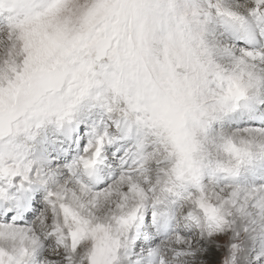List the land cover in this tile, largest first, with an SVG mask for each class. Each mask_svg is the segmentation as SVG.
Returning <instances> with one entry per match:
<instances>
[{
	"label": "snow or ice",
	"instance_id": "6c2138e0",
	"mask_svg": "<svg viewBox=\"0 0 264 264\" xmlns=\"http://www.w3.org/2000/svg\"><path fill=\"white\" fill-rule=\"evenodd\" d=\"M0 264H264V0H0Z\"/></svg>",
	"mask_w": 264,
	"mask_h": 264
}]
</instances>
